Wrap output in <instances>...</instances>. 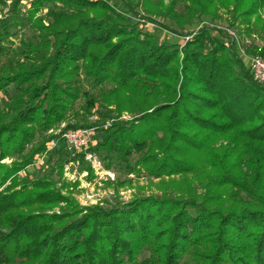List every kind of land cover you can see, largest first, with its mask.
I'll use <instances>...</instances> for the list:
<instances>
[{
  "label": "trees",
  "instance_id": "16d2710c",
  "mask_svg": "<svg viewBox=\"0 0 264 264\" xmlns=\"http://www.w3.org/2000/svg\"><path fill=\"white\" fill-rule=\"evenodd\" d=\"M187 1L186 18L231 5L251 17L264 5ZM150 2L142 3L146 15H170L164 0H156L159 10ZM48 3L66 11L37 21V40L21 41L19 57L0 67V93L16 91L0 109V264H264V85L206 27L179 50L129 25L105 0H31L29 23ZM14 18L0 19V51ZM80 71L98 87L96 98L81 88ZM81 96L85 111L98 102L138 114L112 121L87 151L115 154L129 169L134 161L136 171L161 179L160 194L79 208L51 178H21L51 137L36 134L74 114ZM65 151L58 138L45 155L60 176ZM85 152L71 161L85 163Z\"/></svg>",
  "mask_w": 264,
  "mask_h": 264
},
{
  "label": "rangeland",
  "instance_id": "374dc122",
  "mask_svg": "<svg viewBox=\"0 0 264 264\" xmlns=\"http://www.w3.org/2000/svg\"><path fill=\"white\" fill-rule=\"evenodd\" d=\"M30 1L22 0L16 7H14V0H5L3 3H0V19H5L10 25L14 23L15 16L18 15L19 20V24H15L10 28L11 35L8 37V41H4L3 43L5 50L0 51V67L7 64V62H14L19 57L21 41L35 42L37 40L38 31L33 26L37 21L47 24L50 21V17L48 16L50 11H66L58 3L44 4L33 14L32 20L35 21L29 23ZM105 1H108L121 12L128 19L129 25L135 26L142 33L150 34L159 43L176 44L179 50H181L185 41L192 38L199 28L206 27L209 29L211 35L217 36L226 48L233 49L234 52V47L229 45L233 37L230 32L253 36V40L257 43L254 49L258 48L261 55L264 56V49H262L264 48V5L251 17L237 15L234 13L233 6L231 5L227 8L217 7L214 15L206 13L194 14L192 18H186L182 17V15L187 11V0H164L166 5H171L170 15L165 11H160L161 13L158 15H146L149 4H142L145 0H129L136 12L142 16L139 17V15H131L121 0ZM150 1V6L154 7L152 10H159L156 0ZM261 3L262 1L259 0V6ZM174 14L181 16L179 18L180 23H177L172 18ZM148 17L151 19L147 20ZM257 17L260 19L259 23H255ZM190 20L192 21L191 24L187 25V22ZM235 54L251 74L247 61L240 58L236 52ZM83 75V72L80 71V77L82 78L81 88L91 94L93 98H96L98 87L93 86L91 82L85 80ZM15 92L14 85H10L6 91L0 93V109L4 108L8 95ZM83 101L84 96H81L74 104L73 112L75 113H71L67 119L42 133H37L36 141L41 137L46 138L51 136V129L68 128L66 127L67 125L91 127L94 131L92 143L80 151L81 153L86 151L84 154L85 163L79 160L71 161V154L65 151L62 157L64 162L63 172L60 176L55 165L53 163H45L46 156L39 155L35 157L31 165L26 167L25 172H20L21 178L28 180L41 176L51 178L56 181V187L61 190L62 194L70 196L79 208L99 205L109 209L114 206H121L123 203H127L134 198H144L149 195L160 194L161 179L148 176L141 169L136 171L137 167L134 161L132 164L135 167L129 169L115 154L106 153L102 150L100 152L87 151L89 147H94L101 140L104 130L109 127L112 121L117 119L118 121L123 120V122L130 123L138 114L127 111L118 114L117 111H114L113 105L107 106L105 110L100 107L98 102L93 108L85 111L84 107H82ZM100 112H103L107 116H100ZM13 159L14 157L5 158L3 162L9 163ZM87 164L90 166V170L88 171L86 170ZM164 180H169V178L165 177ZM194 185L197 189L201 186L197 182ZM171 187L173 186L167 185L164 188ZM60 205H64V203L61 202ZM47 212H59V207H54Z\"/></svg>",
  "mask_w": 264,
  "mask_h": 264
},
{
  "label": "built area",
  "instance_id": "2783aa9c",
  "mask_svg": "<svg viewBox=\"0 0 264 264\" xmlns=\"http://www.w3.org/2000/svg\"><path fill=\"white\" fill-rule=\"evenodd\" d=\"M230 34L233 37L229 45L234 47L240 58L247 61L254 80L264 85V56L261 55L258 48L254 49L257 43L253 40V36L239 35L234 32H230ZM50 132L52 133L51 138L46 144L45 152L40 156H45L49 150L55 147L58 138L63 140L65 148L71 155H74L92 143L94 134L91 127L51 129Z\"/></svg>",
  "mask_w": 264,
  "mask_h": 264
}]
</instances>
